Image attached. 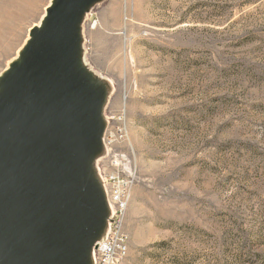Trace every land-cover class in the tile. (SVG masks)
<instances>
[{
	"label": "rangeland",
	"instance_id": "obj_1",
	"mask_svg": "<svg viewBox=\"0 0 264 264\" xmlns=\"http://www.w3.org/2000/svg\"><path fill=\"white\" fill-rule=\"evenodd\" d=\"M52 1L0 0V79ZM82 32L124 264H264V0H103Z\"/></svg>",
	"mask_w": 264,
	"mask_h": 264
},
{
	"label": "water",
	"instance_id": "obj_2",
	"mask_svg": "<svg viewBox=\"0 0 264 264\" xmlns=\"http://www.w3.org/2000/svg\"><path fill=\"white\" fill-rule=\"evenodd\" d=\"M103 0H53L0 79V264H95L112 216L108 84L83 63V24Z\"/></svg>",
	"mask_w": 264,
	"mask_h": 264
},
{
	"label": "built area",
	"instance_id": "obj_3",
	"mask_svg": "<svg viewBox=\"0 0 264 264\" xmlns=\"http://www.w3.org/2000/svg\"><path fill=\"white\" fill-rule=\"evenodd\" d=\"M109 188L112 216L109 219V232L95 250V264H124L129 242L124 231V216L129 202L131 185L117 176L105 177Z\"/></svg>",
	"mask_w": 264,
	"mask_h": 264
},
{
	"label": "bare ground",
	"instance_id": "obj_4",
	"mask_svg": "<svg viewBox=\"0 0 264 264\" xmlns=\"http://www.w3.org/2000/svg\"><path fill=\"white\" fill-rule=\"evenodd\" d=\"M109 195V194H108Z\"/></svg>",
	"mask_w": 264,
	"mask_h": 264
}]
</instances>
